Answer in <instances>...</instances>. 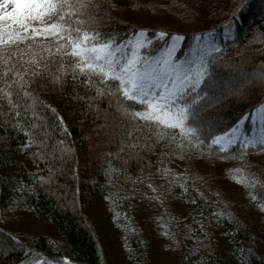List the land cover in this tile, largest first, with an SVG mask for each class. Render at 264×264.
<instances>
[{
	"label": "trees",
	"instance_id": "obj_1",
	"mask_svg": "<svg viewBox=\"0 0 264 264\" xmlns=\"http://www.w3.org/2000/svg\"><path fill=\"white\" fill-rule=\"evenodd\" d=\"M124 1L122 9L98 0L100 31L183 34L177 57L194 34H234L214 55L226 99L204 113L221 129L264 103V84L245 83L264 72V0H247L235 17L244 0ZM20 49L23 58L0 62V76L12 67L30 93L16 96L14 87L13 109L0 92V264H264V148L242 158L238 144L221 153L205 128L203 146L181 151L179 141H160L121 117L115 101L82 78L56 82L60 56L45 53L36 68L28 44ZM244 128L259 135L258 123Z\"/></svg>",
	"mask_w": 264,
	"mask_h": 264
},
{
	"label": "snow or ice",
	"instance_id": "obj_2",
	"mask_svg": "<svg viewBox=\"0 0 264 264\" xmlns=\"http://www.w3.org/2000/svg\"><path fill=\"white\" fill-rule=\"evenodd\" d=\"M246 2L233 10L232 17ZM100 9L98 0H0V62L7 66L14 59L23 58L26 53L20 45L25 43L32 57L30 63L36 68L46 58L45 53L47 58L60 56L65 62L60 63V75L53 77L56 82L69 73L73 79L82 78L87 87L95 89L97 97L113 99L121 117L147 128L160 141H179L176 146L181 151L203 146L205 128L211 139L209 147L215 145L221 153L238 144L242 158L243 150L264 148V103L244 112L230 126L224 125L226 130L219 127V121L204 116L226 99V85L216 79L213 71L218 59L213 53L221 51L214 42V30L194 34L196 46L177 57L178 42L185 40L183 34L137 29L127 38L117 37L100 31L106 23L104 16L99 15ZM10 74L12 81L8 83ZM33 75L40 73L34 71ZM0 78L5 80L7 89H0L2 98L13 109L17 107L13 103L14 87L16 96L22 90L24 96H30L24 90L23 74L12 67H7ZM256 82L264 84V72L245 80L247 84ZM229 93L236 95L237 91L230 89ZM247 120L258 122L259 135L245 134ZM215 130L221 134L212 135ZM10 238L17 240L14 235ZM26 264L69 262L67 258L62 262L33 258Z\"/></svg>",
	"mask_w": 264,
	"mask_h": 264
},
{
	"label": "rangeland",
	"instance_id": "obj_3",
	"mask_svg": "<svg viewBox=\"0 0 264 264\" xmlns=\"http://www.w3.org/2000/svg\"><path fill=\"white\" fill-rule=\"evenodd\" d=\"M114 3H116V5H119L122 9H124V5H125V1L124 0H114ZM142 7V6H141ZM144 8L142 7V10H143ZM137 16H140V17H142V18H144V15H143V13H140V14H137ZM136 16V17H137ZM135 17V18H136ZM158 17H160V16H158ZM157 23L158 22H163V20H155ZM233 37H234V34L233 33H229V34H226L225 36H223V37H221V38H218V39H214V42L216 43V44H218L219 45V47L221 48V50L223 49V48H225L232 40H233ZM194 46H196L195 45V43L193 42L192 44H190V46L188 47V49L187 50H191ZM177 47H178V45H177ZM216 53H213V55H215ZM252 122V121H251ZM258 123V122H257ZM34 226H31V227H37L39 224H36V223H32Z\"/></svg>",
	"mask_w": 264,
	"mask_h": 264
}]
</instances>
